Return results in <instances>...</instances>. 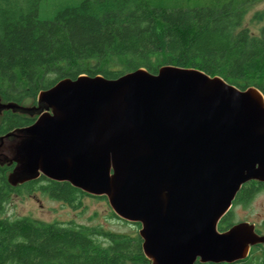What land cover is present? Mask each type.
<instances>
[{
    "label": "water",
    "instance_id": "obj_1",
    "mask_svg": "<svg viewBox=\"0 0 264 264\" xmlns=\"http://www.w3.org/2000/svg\"><path fill=\"white\" fill-rule=\"evenodd\" d=\"M35 117L0 136V165L16 186L44 176L107 198L139 223L151 264L232 263L264 244L254 223L217 228L240 187L264 182V96L193 67L137 68L115 79L64 77L36 104L1 101Z\"/></svg>",
    "mask_w": 264,
    "mask_h": 264
},
{
    "label": "trees",
    "instance_id": "obj_2",
    "mask_svg": "<svg viewBox=\"0 0 264 264\" xmlns=\"http://www.w3.org/2000/svg\"><path fill=\"white\" fill-rule=\"evenodd\" d=\"M152 1L80 0L50 19H41L37 14L40 0H0V97L18 103L29 96L35 102L40 90L64 77L101 74L115 79L140 67L156 73L164 64L198 68L241 89L255 86L264 96V24L258 34H251L242 26L244 9L233 0L170 8ZM112 58L118 59V68L107 65ZM84 61L93 62L79 64ZM50 73L56 76L48 78ZM34 119L4 111L0 136ZM13 167L14 163L0 165V212L21 189L40 191L73 209L80 208L82 197L89 195L66 181L42 175L13 186L7 180ZM262 188L264 182L248 181L232 203L246 204ZM233 223L229 210L217 228L223 231ZM261 227L264 233V220ZM0 264L151 262L137 234L24 215L0 217ZM194 264H264V244L252 246L246 258L232 263Z\"/></svg>",
    "mask_w": 264,
    "mask_h": 264
},
{
    "label": "rangeland",
    "instance_id": "obj_3",
    "mask_svg": "<svg viewBox=\"0 0 264 264\" xmlns=\"http://www.w3.org/2000/svg\"><path fill=\"white\" fill-rule=\"evenodd\" d=\"M80 0H40L38 17L50 19L60 9L75 5ZM224 0H153L155 6L176 7L214 4ZM235 4L244 9L242 26L251 34H258L259 28L264 24V0H233ZM93 61L79 62L80 65L89 66ZM107 65L119 67L117 58L108 59ZM55 74H47L48 78H54ZM5 86V85H3ZM1 101L6 102L3 98ZM24 106L36 104L33 97L27 96L18 102ZM81 207L73 209L67 204L49 198L40 191L14 193L0 212V217L15 218L18 216H31L43 221H73L76 224L99 226L106 231L121 234L138 235L140 225L126 221L118 217L111 209L107 198L86 195L82 197ZM234 223L247 221L254 223L256 230L263 233L261 222L264 220V188L256 192L252 199L246 203L233 204L229 209Z\"/></svg>",
    "mask_w": 264,
    "mask_h": 264
}]
</instances>
